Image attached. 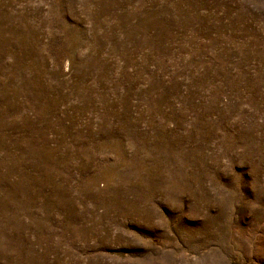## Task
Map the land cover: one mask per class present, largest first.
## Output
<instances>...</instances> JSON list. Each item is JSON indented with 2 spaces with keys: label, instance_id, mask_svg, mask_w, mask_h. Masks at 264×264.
<instances>
[{
  "label": "rangeland",
  "instance_id": "rangeland-1",
  "mask_svg": "<svg viewBox=\"0 0 264 264\" xmlns=\"http://www.w3.org/2000/svg\"><path fill=\"white\" fill-rule=\"evenodd\" d=\"M0 264H264V0H0Z\"/></svg>",
  "mask_w": 264,
  "mask_h": 264
}]
</instances>
